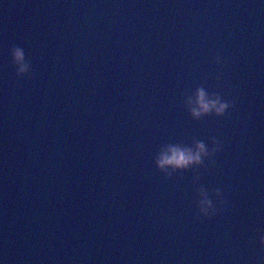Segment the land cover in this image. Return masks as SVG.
I'll return each mask as SVG.
<instances>
[{"label":"water","instance_id":"95a60500","mask_svg":"<svg viewBox=\"0 0 264 264\" xmlns=\"http://www.w3.org/2000/svg\"><path fill=\"white\" fill-rule=\"evenodd\" d=\"M0 88L199 263L264 264V0H0ZM197 88L229 107L193 118ZM194 140L200 164L157 167Z\"/></svg>","mask_w":264,"mask_h":264},{"label":"clouds","instance_id":"9594fccd","mask_svg":"<svg viewBox=\"0 0 264 264\" xmlns=\"http://www.w3.org/2000/svg\"><path fill=\"white\" fill-rule=\"evenodd\" d=\"M12 60L16 66L18 73H26L29 71V63L25 59V53L22 48L16 47L12 49ZM189 112L193 118H200L209 113L222 115L229 105L222 101L218 95H210L202 88H197L195 98L188 99ZM209 155V150L201 141H193L191 147H183L180 145H169L161 149L156 165L164 170L167 168L184 169L193 164H200L202 157ZM219 195V192H216ZM198 208L202 214H208L212 210V200L208 198V193L203 189L199 190ZM260 244L264 246V236L260 237ZM2 264V261H0Z\"/></svg>","mask_w":264,"mask_h":264}]
</instances>
